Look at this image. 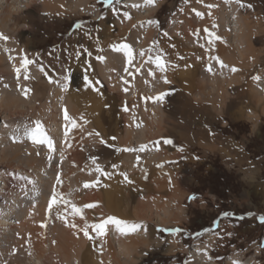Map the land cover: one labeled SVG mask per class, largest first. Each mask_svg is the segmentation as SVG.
Segmentation results:
<instances>
[{
	"label": "rangeland",
	"instance_id": "1",
	"mask_svg": "<svg viewBox=\"0 0 264 264\" xmlns=\"http://www.w3.org/2000/svg\"><path fill=\"white\" fill-rule=\"evenodd\" d=\"M26 1L19 0L21 12L32 23L21 22L15 36L33 62H1L0 99L15 90L31 104L0 107V199L15 202V214L40 204L41 240H60L67 255L31 250L25 264L33 257L41 264H264V0H82L75 8L74 0H47L48 7L35 0L33 10ZM155 74L163 84L150 95L143 81ZM37 122L38 139L47 135L53 150L25 134ZM32 144L44 146L36 152L44 157L35 163L39 177L25 157L11 158ZM53 188L83 219L62 202L48 209ZM22 213L9 214L13 230L0 238V264L13 260ZM108 217L139 227L121 232L109 224L84 236L85 223ZM120 239L136 242L130 255L119 252Z\"/></svg>",
	"mask_w": 264,
	"mask_h": 264
},
{
	"label": "bare ground",
	"instance_id": "2",
	"mask_svg": "<svg viewBox=\"0 0 264 264\" xmlns=\"http://www.w3.org/2000/svg\"><path fill=\"white\" fill-rule=\"evenodd\" d=\"M46 1L47 0H42V2H44L43 4L46 5V7H48L47 6L48 2H47V4H45ZM55 1L58 3L61 0H55ZM81 3H82V0H74V2L72 4H70V5H71V7L75 8L78 5H80ZM34 4H36L35 0H28V1H26V5L25 6H26V8H30V10L31 9L33 10V5ZM50 10H53V5L50 7ZM19 14H22L21 5L19 3V0H0V34H2L3 36L8 37L7 40L0 39V41H1L0 43H2L0 45H5L6 49H7V53L5 52L6 54H4L6 56V58L4 57V55L1 56L2 52L0 51V67L3 66V63H1V62H4L6 59L9 58L10 61L12 62V68H13V66H16V65H18V63H21L22 60L25 57V54H24V52H25L24 49L25 48H24L23 45L18 43V41L21 39V34L20 35L17 34V36H15V34L20 32L19 30H20L21 22H23V23L24 22L32 23L31 20H30L32 17H31V13H29V11L26 14L24 13L26 15V17H25L24 14H22L24 16L21 15L22 17H20ZM23 23H22V25H23ZM35 26H37V25L35 24ZM21 31H23V30H21ZM24 37H26V36H24ZM229 53L230 52H228V54ZM224 56H226V55H224ZM230 57H232V56H230ZM116 58H117V56H115V59ZM109 61H110V58L106 59L105 64L103 65L104 67L105 66L107 67L105 69H108V67L111 66V63ZM6 70H7V66H6ZM103 70H104V68H103ZM0 73H6V72L1 71ZM7 75H8V73H7ZM158 75L159 74H157L156 77L155 76H147L146 80L143 81V83L146 86H142L143 87L142 89H145V90L148 89V91H149L148 93L150 95H156V92L161 89V86L163 84V80L158 78ZM21 77H24V76L22 75ZM138 82L139 81L137 80V78L132 80V82H131L132 83V90L135 91V92L138 91L137 87L139 88V86H140L139 83L140 84L142 83V81H140L139 83ZM22 86L25 87L23 85V83H22L20 85V87H19V90L22 89ZM128 86H129V84H128ZM23 89H25V88H23ZM21 93L22 92H17L15 90L14 91H10V92L9 91L6 92L5 95L2 96L1 99H0V107H4V108H7V109H11V108H20L21 109V108H25V105H27L26 103H28V104L30 103L29 100H30L31 96L30 95L27 96L28 98L25 96V98H27V99H25L22 96ZM139 93H141V92H139ZM28 94H29V92H28ZM137 94H138V92H137ZM67 104H69L68 100H67L66 105ZM52 105H55V104L52 103ZM67 106H69L72 109L70 104L67 105ZM67 106H66V108H68ZM40 110L41 109L39 108L38 111H40ZM67 110H69V109H67ZM51 111H53V109ZM52 113H51V115L54 116V114H52ZM54 135H55V133H54ZM64 135H65V132H64ZM130 135H131V131H128L126 133V136L129 137ZM67 142H68V140L65 139V137H64L63 140H62V147ZM70 142H71V140H70ZM43 147L44 146L32 144V146L27 148L29 152L27 151L28 153H26V152H21L23 150V147L17 146L13 150H11L12 151L11 152V158H12V160H14L18 164H20V162H22V159H24V157H25V160L28 161L27 163H29V168L32 171H34V173H37V176L39 177L40 176V172H39V166H38L39 164H38V162L40 160H43L44 157H42V155H41L42 153L41 152L39 153L38 156H36L37 155L36 152L39 151V149H42ZM64 147H66V146H64ZM23 153H26V155L23 156ZM71 160L72 159L70 158V156H66V161L67 162H70ZM35 163H37L38 165L35 164ZM2 188L3 189H7L8 188L9 191H11V194L12 193L16 194L13 197L18 198L17 189H14L13 187L6 186L5 184L3 185ZM3 192H5V191L3 190ZM21 193L19 195H22ZM4 195H5V193H4ZM13 197H11V198H13ZM0 201H1V203H0V238L1 239H4L7 236L4 232L7 233L9 231V229L13 230V229H11L12 228L11 226H8V225H10L9 214L12 213L14 217L15 216L17 217L18 215H19L18 217H21L20 214L23 212L22 214L24 215L22 220H20V222L17 223L18 226H16V227L13 226L14 229L18 230V234H17V236H18L17 238L18 239L15 238L16 241L14 240L13 243H11L12 246L16 247V250L13 251V256H12L13 260H10L8 262V264H25L27 260H29V263H31L30 262L31 258H32L31 255H33V254L30 253L31 250L38 251V250H41V249H45V251H46L47 249H52V250L53 249H57V250L59 249V252L67 255V249H66L65 246L61 245L60 240L56 239V243H54L53 245L51 243L52 241L51 242L48 241L46 243L45 241L41 240V236H42L41 235V231L44 228L42 226V222L45 219H44V216H43L44 215L43 214V210L40 211L41 210L40 204H38L37 206H34L33 208H29L27 211H22V212L19 211L18 214H15V213H13L14 209H15L14 206L16 205V204H14L15 202L10 200L8 203H5L4 200H1V199H0ZM40 212H41V220L38 221L36 219L40 215ZM168 212L169 211L167 209H165V211H164L165 215H167ZM163 217L164 216H161L160 214L158 215L159 222L162 223V224H165L166 222L162 219ZM52 230L56 234H58V232H59V230L57 231V228H55V227L53 229L49 230V231L52 232ZM63 235L65 236L66 234H63ZM64 236L60 235L59 238H61V241L62 240H66V236L65 237ZM15 237H16V235H15ZM8 242L6 243V245L8 244ZM0 245H1V242H0ZM11 245H9V246H11ZM135 245H136V242H134L133 240L127 242V241H124L123 239H120L119 243L117 244V247L119 248V252L120 253H122L123 255H127L128 256L132 252V250L135 247ZM33 251H31V252L33 253ZM0 253H1V250H0ZM58 253H56V254H58ZM27 255H29L30 257H26ZM33 260H34L35 264H41L40 257H33Z\"/></svg>",
	"mask_w": 264,
	"mask_h": 264
},
{
	"label": "snow or ice",
	"instance_id": "3",
	"mask_svg": "<svg viewBox=\"0 0 264 264\" xmlns=\"http://www.w3.org/2000/svg\"><path fill=\"white\" fill-rule=\"evenodd\" d=\"M106 2L108 3H111V0H106ZM147 4L149 5H152L155 3V0H146ZM215 5H207L208 8H212L214 7ZM198 16H203L202 13H199L197 12L196 13ZM125 16L128 17V13H125ZM130 18V17H129ZM207 31V29L205 30ZM0 39H3V40H7L8 37L6 36H3L2 34H0ZM126 50L128 49V46L127 45H124L123 46ZM127 55H128V60H129V63L132 62V52L130 50L127 51ZM141 56H144L145 53L143 51H141L140 53ZM99 59H103V57H99ZM217 61L219 62L218 58H216ZM33 61H30L29 59L27 58H24L22 63L24 66H27L28 64L32 63ZM155 63L157 64V66L161 67V69L163 68V65L161 64V61L159 60V58H157L155 60ZM220 63V66L221 67H226V65H224L222 62H219ZM137 71H140L139 68L136 69ZM209 71H211V68L209 67L208 69ZM17 71L19 72V69H17ZM231 71L232 72H236L238 71V69L236 68H231ZM149 74L151 75V71L149 72ZM25 79H27V76H25ZM254 79H259V77H254ZM156 99H163V94H161L160 96L156 97ZM64 119L66 121H69V123H71L72 127H76V124L74 122H72L70 120V117L68 116L67 114V111L65 110V115H64ZM40 124L39 122L36 123V127H35V130L34 131H26V135H30L31 139L33 140V142H36V143H40V144H47L48 145V148L50 150H53V141L51 139H49L47 137V135H44L43 138H39L37 137V133L40 132ZM67 131L68 129L66 128L65 129V135H67ZM211 134V133H210ZM89 135H92L91 133H89ZM95 135L99 136V133H95ZM112 139L114 140L115 137H112ZM101 143H104L103 140H101ZM166 143H171V141H166ZM125 151H134L135 149H124ZM143 150V148L141 149ZM182 150V149H181ZM198 158V157H197ZM95 162V161H93ZM99 171V169H97ZM125 179H127V176L125 174ZM57 182H59V178H57ZM85 187H88L87 184H85ZM196 197L193 196V197H190V199H195ZM58 202H62L64 205H65V208L66 210L67 209H70L72 215L76 216V215H80L81 216V219H83V216H82V213H81V209L79 207H77L76 205L74 204H71L69 201H66L63 199V196L62 194L58 193L55 188H53L52 190V193H51V198H50V202L48 204V209L51 210L52 209V206L57 204ZM84 208H93L95 207L94 204H86L83 206ZM225 217H227L229 215V213H224L223 214ZM243 217H241L242 219ZM260 222L261 223H264V216L260 217ZM214 225L216 227L219 226V221H214L213 222ZM115 225L117 227L118 230H120L121 232H125V231H135L139 226L138 225H131L129 226L128 223L126 221H123L121 219H118L116 217H108L107 219H104L102 222L100 223H95V224H87L85 223L83 228L81 229L83 231V234L85 237H88L89 236V229H92L94 231H96L97 233H100V234H103L104 233V230H105V227L107 225ZM70 227H77V225L75 224H69ZM161 231H172V232H179L180 229H161ZM208 231V230H206ZM262 248H264V244L261 245Z\"/></svg>",
	"mask_w": 264,
	"mask_h": 264
}]
</instances>
